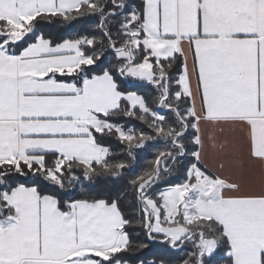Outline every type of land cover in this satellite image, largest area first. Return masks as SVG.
Listing matches in <instances>:
<instances>
[{
  "label": "snow or ice",
  "instance_id": "1",
  "mask_svg": "<svg viewBox=\"0 0 264 264\" xmlns=\"http://www.w3.org/2000/svg\"><path fill=\"white\" fill-rule=\"evenodd\" d=\"M0 264H264V0H0Z\"/></svg>",
  "mask_w": 264,
  "mask_h": 264
},
{
  "label": "trees",
  "instance_id": "2",
  "mask_svg": "<svg viewBox=\"0 0 264 264\" xmlns=\"http://www.w3.org/2000/svg\"><path fill=\"white\" fill-rule=\"evenodd\" d=\"M149 159H151V156H147V157L142 161V166H143V165H146Z\"/></svg>",
  "mask_w": 264,
  "mask_h": 264
},
{
  "label": "crops",
  "instance_id": "3",
  "mask_svg": "<svg viewBox=\"0 0 264 264\" xmlns=\"http://www.w3.org/2000/svg\"><path fill=\"white\" fill-rule=\"evenodd\" d=\"M191 62V61H190Z\"/></svg>",
  "mask_w": 264,
  "mask_h": 264
}]
</instances>
